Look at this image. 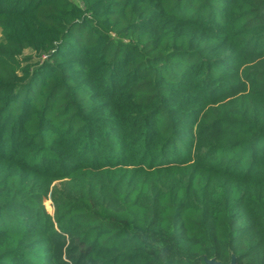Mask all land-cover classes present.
<instances>
[{"label": "trees", "instance_id": "obj_1", "mask_svg": "<svg viewBox=\"0 0 264 264\" xmlns=\"http://www.w3.org/2000/svg\"><path fill=\"white\" fill-rule=\"evenodd\" d=\"M264 264V0H0V264Z\"/></svg>", "mask_w": 264, "mask_h": 264}, {"label": "water", "instance_id": "obj_2", "mask_svg": "<svg viewBox=\"0 0 264 264\" xmlns=\"http://www.w3.org/2000/svg\"><path fill=\"white\" fill-rule=\"evenodd\" d=\"M207 262H208L209 264H236V259L233 258L232 261H231L230 263H222V262L217 261V260H215V259H208Z\"/></svg>", "mask_w": 264, "mask_h": 264}]
</instances>
